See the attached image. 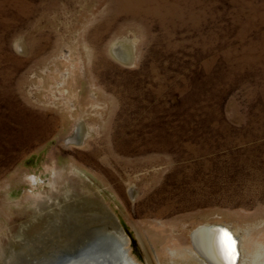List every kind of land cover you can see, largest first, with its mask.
Segmentation results:
<instances>
[{"label": "rangeland", "instance_id": "1", "mask_svg": "<svg viewBox=\"0 0 264 264\" xmlns=\"http://www.w3.org/2000/svg\"><path fill=\"white\" fill-rule=\"evenodd\" d=\"M97 215L137 264L214 223L264 264V0H0V264Z\"/></svg>", "mask_w": 264, "mask_h": 264}, {"label": "bare ground", "instance_id": "2", "mask_svg": "<svg viewBox=\"0 0 264 264\" xmlns=\"http://www.w3.org/2000/svg\"><path fill=\"white\" fill-rule=\"evenodd\" d=\"M131 52H132V46L130 50L129 49L127 50L126 53L124 51L122 52L121 49L118 47L116 49L115 47H113L111 53L119 61L123 63H130L132 62V58H133ZM80 133H81V129L80 127H78L75 130V133L72 137V140L74 142H76V139L79 140ZM81 207L82 208L85 207L83 203ZM71 210H72L71 208L68 209L67 214H69ZM49 214H50L49 216H51V218L52 217L55 218V220L57 218H62L58 216L59 213L52 214L51 212H49ZM96 218H97L96 220L83 218L81 220H78L74 224L69 223L67 221L65 224L62 223V228L59 229L61 235L55 237L57 239H55L54 242H52L54 243L53 245L54 248H52V250L50 251L48 250L47 254H43L41 256H37L29 259L30 263L31 264H137L135 263L136 261L132 260L133 257L131 258L128 254V250L125 247L126 241L123 238H120V236H118L117 233L108 232V230L106 229V225L101 222L99 215H97ZM53 230L50 231L47 228L45 234L50 233L51 235H57L59 231L54 232ZM52 232H54V234ZM190 234H191V242L193 243L195 248L202 255H204L211 263L224 264L227 261L225 257L226 255H230V253H226L225 251L226 241L223 240L222 231L216 229V227H211L209 224H206L197 229L195 228ZM60 236L62 237V239L60 238ZM95 241H100V244L95 245L94 243ZM234 245L235 244H233V246ZM236 248L239 259L238 243ZM199 262H201L200 264H208L203 258L200 259Z\"/></svg>", "mask_w": 264, "mask_h": 264}, {"label": "water", "instance_id": "3", "mask_svg": "<svg viewBox=\"0 0 264 264\" xmlns=\"http://www.w3.org/2000/svg\"><path fill=\"white\" fill-rule=\"evenodd\" d=\"M211 227H216V229H218V230H220V231H224V230H227L230 234H231V236H232V239H233V241H234V246H233V248H234V251H235V255L234 256H232L231 257V259L229 260V259H227V261L224 263V264H236V262H237V259H238V252H237V248H236V246H237V243H238V238H237V236L236 235H234L233 234V232H231V230H229V228H227V226H225L224 224H220V223H214V224H209ZM202 226H204V225H199L197 228H199V227H202ZM196 228V229H197ZM192 243V242H191ZM192 246H193V248H194V250H195V252L201 257V258H203L208 264H213V263H211L204 255H202L196 248H195V246L193 245V243H192Z\"/></svg>", "mask_w": 264, "mask_h": 264}, {"label": "snow or ice", "instance_id": "4", "mask_svg": "<svg viewBox=\"0 0 264 264\" xmlns=\"http://www.w3.org/2000/svg\"><path fill=\"white\" fill-rule=\"evenodd\" d=\"M223 240L226 241V247H225L226 253H230V255H226L225 258L230 260L231 257L235 255V251L233 248L234 241L232 239L231 234L227 230L223 231Z\"/></svg>", "mask_w": 264, "mask_h": 264}, {"label": "clouds", "instance_id": "5", "mask_svg": "<svg viewBox=\"0 0 264 264\" xmlns=\"http://www.w3.org/2000/svg\"><path fill=\"white\" fill-rule=\"evenodd\" d=\"M12 47L13 51L17 52V54H20L21 50L16 46L15 40L13 41Z\"/></svg>", "mask_w": 264, "mask_h": 264}]
</instances>
